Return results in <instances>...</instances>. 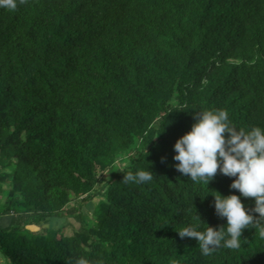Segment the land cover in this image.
Returning <instances> with one entry per match:
<instances>
[{
    "label": "trees",
    "instance_id": "trees-1",
    "mask_svg": "<svg viewBox=\"0 0 264 264\" xmlns=\"http://www.w3.org/2000/svg\"><path fill=\"white\" fill-rule=\"evenodd\" d=\"M16 3L0 8L7 264H264L255 227L242 231L239 249L209 255L179 236L189 225L226 226L213 195L240 193L230 187L235 177L218 170L207 185L192 181L173 159L199 112L264 128V0ZM149 168L151 182H123ZM100 182L101 197L82 212ZM71 214V233L28 228Z\"/></svg>",
    "mask_w": 264,
    "mask_h": 264
},
{
    "label": "clouds",
    "instance_id": "clouds-1",
    "mask_svg": "<svg viewBox=\"0 0 264 264\" xmlns=\"http://www.w3.org/2000/svg\"><path fill=\"white\" fill-rule=\"evenodd\" d=\"M16 6V0H0V8L15 9ZM195 120L190 131L173 145V159L178 162L175 168L192 181L202 180L206 185L219 170L223 175L235 177L230 187L240 195L224 196L218 192L213 195L216 214L226 218V226L218 229L208 226L198 231L189 225L177 233L182 238H196L204 255L221 246L239 249L242 231L246 228L255 227L264 237V128L237 129L223 110L199 112ZM152 179L150 168L129 171L123 176L124 183L145 184ZM241 196L254 198L255 207L246 208ZM76 264H89V261L80 258Z\"/></svg>",
    "mask_w": 264,
    "mask_h": 264
},
{
    "label": "rangeland",
    "instance_id": "rangeland-1",
    "mask_svg": "<svg viewBox=\"0 0 264 264\" xmlns=\"http://www.w3.org/2000/svg\"><path fill=\"white\" fill-rule=\"evenodd\" d=\"M124 166H125L124 163H119V167H124ZM101 185L102 183L100 182V184L97 186L99 194H96L93 200L89 201L87 204L82 206L81 208L82 212L89 213V214L92 212L94 208V203L98 200L99 197H101V194H100L102 191V188H100ZM3 188H4V192L0 194V203L3 202V200L5 199V194H6V191L8 190V185H4ZM72 215L73 214H71L70 216L71 218L70 217H62V218L52 217L49 219L47 223H39L37 225L32 224V225H29L28 228L35 230V231H39L43 228L55 229V228L62 227L65 233H71L72 226H70L68 222H72V225L75 227L78 226V223L73 219ZM9 222H10L9 217L0 218V226H7ZM0 264H7V259L4 257V255L1 252H0Z\"/></svg>",
    "mask_w": 264,
    "mask_h": 264
}]
</instances>
